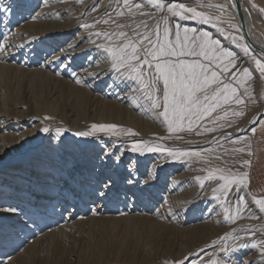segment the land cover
I'll use <instances>...</instances> for the list:
<instances>
[{"label": "rangeland", "instance_id": "obj_1", "mask_svg": "<svg viewBox=\"0 0 264 264\" xmlns=\"http://www.w3.org/2000/svg\"><path fill=\"white\" fill-rule=\"evenodd\" d=\"M69 1L0 0V13L5 11L8 16H25L32 23L41 20L47 24L42 26V34H35L36 31L32 30L23 40L18 36L13 44L21 45L25 52L18 56L11 55L19 62L15 69L2 67L0 70V251L6 250L0 253V258H13L12 252L22 249L29 240L28 235L21 243L8 244L10 240H15V236L23 234L11 228L14 225L22 227L30 218L33 227L31 233L39 235L47 232L46 236L40 243L34 244L31 253L23 254L11 264H179L181 261L183 264H264L261 251L252 247L251 243V246L244 244L246 238H242L250 234L249 230L253 228L256 235H261L256 238L260 239L259 242L254 244L264 245V226L261 225L264 223V213L257 212L255 215L259 219L253 220L236 217L238 195L232 198L233 194L230 193L226 198L222 196L217 199L222 193L214 189L219 188L223 181L213 179L206 188L207 194L213 195L202 199L206 185L202 187V178L197 179L204 175L202 180H206L208 172L216 176L228 175L229 170L233 176H241L249 169L250 193L254 197H264V118H261L264 117V73L256 68L252 57L260 58L248 48L242 33H239L237 20L229 12L234 13L231 6L225 0L171 1L197 6V11L210 17L209 22H204L201 19L181 20L173 17L171 13H163L154 5L147 4V0L143 3L142 0H130L129 3L141 4L131 13L125 10L122 0H90V4H86H92L91 8L94 7L96 11L104 7L105 10L112 6L118 8L110 9L104 15L111 11L118 15L121 9L124 10L125 16L118 15V22H115V25L123 27H117L115 33L125 31L129 37H133L132 29L151 31L163 17L170 25L179 24L182 29H189L190 35L192 30L208 33L213 40L220 41L221 47L234 53L237 67L227 76L236 74L232 82H240L239 94L245 103L236 105L234 101L230 102L213 112L211 117L200 121L199 126L194 125L192 131L185 130L193 138L202 135L209 140L214 131L206 129H220L218 132L222 137L219 148L222 150L238 147L239 142L246 139L249 147L245 159L250 163L244 164L242 169L236 166V160L224 163L213 155H201L200 151L204 150H208L207 153L215 152L218 145L191 149L183 144L184 147L181 146V143L180 146L175 143L176 148L167 142V123L158 116L162 108H153V102L147 98L146 90L139 82L125 75L123 70L117 71L113 67L112 58L105 51L106 39L97 36L95 30L89 31L83 27L82 21L76 23L73 31L65 32L63 24H71L75 17L70 15L76 13ZM250 1L244 0L248 8ZM160 2L167 9L169 4L162 0ZM253 4L256 17L252 22L251 34L258 37L264 31V11L263 14L261 12L264 0H254ZM27 5L30 9H23ZM209 6H217L218 9ZM60 13L62 21L54 18ZM65 15L70 16V20L67 17L66 21L63 20ZM45 16L48 19L44 20ZM145 22L147 28L143 26ZM218 29H223V32ZM0 30V37L4 32L12 36L20 31L12 24H3L1 18ZM232 36L236 37L235 42ZM111 40L116 44L125 42L124 38H117L116 35H112ZM52 56L54 71H50L45 61L46 58L50 61ZM27 60L34 62V65L26 72L21 71L19 64ZM245 68L251 73L250 76L243 75ZM61 69L62 78L66 80L63 83L53 76ZM225 82L229 81L225 78ZM77 98L83 101L81 111L77 107ZM111 104L118 106L120 111L115 118L107 114V107ZM225 111L228 112L227 116H224ZM217 116L223 119H215ZM257 120V123H253ZM93 124H118L115 129L118 134L97 131L95 136L75 135L91 130ZM45 127L49 128V132L42 131ZM56 128L65 131L58 136ZM134 131L136 135L129 134ZM14 136L25 139L22 138L16 145L10 144L8 141L13 140ZM134 145L142 150L133 151ZM149 147H159L161 150L148 151ZM162 176L167 179L162 180ZM109 179L112 182V195L107 199L97 197L95 193ZM234 188L237 187L233 186L231 192L240 193L238 188ZM51 195L54 198H48ZM239 196L245 198L241 193ZM64 200L67 201L63 205ZM50 205L54 207L52 215L55 217L49 221L51 215L47 210ZM11 207H18L20 211L7 212L6 209ZM217 214L224 215L226 223L210 228L205 222ZM160 219L165 226L159 225ZM39 221H42L40 225ZM250 222L252 226L248 227ZM225 236L229 238L225 239ZM231 237L238 240L234 241ZM221 248L227 249V252L221 251Z\"/></svg>", "mask_w": 264, "mask_h": 264}, {"label": "snow or ice", "instance_id": "obj_2", "mask_svg": "<svg viewBox=\"0 0 264 264\" xmlns=\"http://www.w3.org/2000/svg\"><path fill=\"white\" fill-rule=\"evenodd\" d=\"M148 4L154 5L156 8L171 13L173 17L184 19H201L204 22H209L210 17L201 11H197L195 7L186 8L184 3H169L167 9L160 2V0H147ZM124 8L129 13L133 8L139 9L141 4L129 3V0H123ZM264 11V9H262ZM119 15H124L121 10ZM143 14V13H141ZM97 21L96 23H100ZM115 22V21H113ZM104 24H108L109 20H104ZM145 28L148 27L146 23L143 24ZM83 27L88 28L90 25L84 24ZM122 28V25H117ZM223 32V29H218ZM133 37H129L125 31L118 33H99L97 36L103 35L106 40H111L112 35L117 38H124L125 42L120 44H109L105 51L111 56L113 67L117 71L123 70L125 75L139 84L146 90L145 94L149 100L153 102V107L161 109L158 116L163 117L167 123L170 132L184 131L185 124L187 130L192 131L193 126H199V122L212 116L213 112L222 108L224 105L233 102L236 105L245 103L242 95L239 94V81L235 84L236 74L227 76L228 73L236 68L235 55L232 51L226 50L220 45L219 40H213L208 33H197L192 30L191 35L189 29L183 28L179 24L170 25L168 20L161 18L151 31L138 32L132 29ZM183 31V35H181ZM233 42L236 37L232 36ZM242 39V38H241ZM104 47V45H100ZM245 51L248 49L245 47ZM256 67L261 73H264V63L256 57ZM67 67V65H65ZM245 77L250 76L248 69H243ZM225 78L229 82H225ZM239 115L240 113H233ZM228 112H224L227 116ZM264 118V117H261ZM47 119V118H46ZM215 119H223L217 116ZM259 119V118H258ZM254 121L253 123H257ZM116 125H97L93 124L91 130L81 131L75 133L77 136L87 137L94 135L97 131L111 132L114 135ZM207 131H215V128L206 129ZM43 132H49V128L42 129ZM64 129H56L57 135H62ZM136 135V133H129ZM179 138V137H178ZM138 145H134L133 151H141ZM148 151H160L159 147H149ZM244 149H235L234 151L242 152ZM171 155L175 153L170 152ZM198 154V153H197ZM188 155V153H183ZM249 164V161H244ZM197 179H201L197 177ZM207 180L219 179L223 181L219 188L214 189L216 192L224 194L231 193L233 186L242 190L247 179V173L241 176H233L231 170L228 175H219L218 177L213 172H208ZM204 180L201 179L203 186ZM99 198L107 199L112 195V182L109 179L103 183L99 190L95 193ZM221 197H217L219 199ZM254 206H258V211L264 212V198H252ZM235 216L243 218L244 211L248 208V202L244 197L238 196L235 202ZM6 211L17 213L20 211L18 207H11ZM231 218V217H230ZM250 219H259L256 215H249ZM250 234L255 236L254 231ZM225 236V239H228ZM235 240V237H231ZM247 246V245H243ZM253 247H258L261 254H264V245L253 244ZM227 249L221 248V251ZM3 264V261H0ZM183 264V261L179 262Z\"/></svg>", "mask_w": 264, "mask_h": 264}, {"label": "bare ground", "instance_id": "obj_3", "mask_svg": "<svg viewBox=\"0 0 264 264\" xmlns=\"http://www.w3.org/2000/svg\"><path fill=\"white\" fill-rule=\"evenodd\" d=\"M89 1L90 0H77V1H69V5H71V6H73V7H75L74 8V10L76 11V13L73 15H70V16H73V17H75L74 18V20H72V23L71 24H66V23H64L63 24V26H64V29H65V32H69V31H73L76 27H77V22H80V21H82V24H88V25H90V27H88V30L89 31H93V30H95L96 32H99V33H115L116 31H117V25H115V22H118L117 21V17H118V15L116 14V12L115 11H113V13H112V11L111 12H109V14H107V15H104L108 10H112V9H114L113 8V6L112 7H110V5H109V9L108 10H105L104 8L103 9H101V10H98V11H96V10H94L93 8L94 7H92L91 8V5H87L86 6V4H88L89 3ZM96 1V0H95ZM100 1V0H99ZM123 1V0H122ZM130 1V0H129ZM132 2H136L135 0L133 1V0H131ZM130 1V2H131ZM143 1L144 0H142L141 1V3H143ZM146 1V0H145ZM162 1H164L165 3H167V4H169V3H171V1L172 0H162ZM167 1V2H166ZM226 1V3L229 5V6H231V8L233 9V3L230 1V0H225ZM241 2H242V5L244 6L243 7V9H244V14H245V17H246V20H247V22H248V31H249V34H250V36H251V38L253 39V41L257 44V45H259V46H261V47H263L264 48V31H261V33H259L260 35L257 37H255L253 34H251L252 33V31H251V29L253 28V20H254V17H256V8H255V5L253 4V2H254V0H251V1H253V2H249L248 3V5H249V7L250 8H248L245 4H244V0H240ZM247 1V0H246ZM263 1V0H262ZM121 2V1H120ZM123 3V2H122ZM146 3H147V1H146ZM145 3V4H146ZM90 4V3H89ZM95 4H96V2H95ZM133 4V3H132ZM148 4V3H147ZM247 4V3H246ZM49 5H51V4H49ZM94 5V4H93ZM113 5H115V4H113ZM185 5V7L186 8H190V7H192V3H188V4H184ZM146 6V5H145ZM101 7V6H100ZM119 7V6H118ZM209 7H212V8H217L218 9V7L217 6H209ZM258 7H259V5H258ZM30 9V7H29V5H27V7H24L23 9ZM66 8V7H65ZM102 8V7H101ZM116 8H117V6H116ZM196 9H198V7L196 6L195 7ZM96 9V8H95ZM100 9V8H99ZM107 9V8H106ZM118 9V8H117ZM117 9H114V10H117ZM105 10V11H104ZM122 10V9H121ZM126 10V9H125ZM13 11H15V10H13ZM124 11V10H123ZM234 11V10H233ZM7 12V11H6ZM63 12V11H62ZM61 12V13H62ZM145 12H148V11H145ZM163 12V11H162ZM231 14H232V16L234 17V19L236 18V14H235V12L233 13L232 11H229ZM258 12V11H257ZM262 12V14H263V11H261ZM59 13V12H58ZM61 13H60V16H58V17H54L55 19H57V20H59V21H62L60 18H61ZM64 13H65V10H64ZM119 13V12H118ZM126 13V12H125ZM164 13V12H163ZM259 13V12H258ZM166 14V13H165ZM44 14H42L41 16H43ZM70 16L69 17H67L66 15H65V17L63 18V20H65L66 21V17H67V19H69L70 18ZM125 16V15H124ZM159 16V15H158ZM167 16V15H166ZM263 16V15H262ZM152 17V16H151ZM0 18L2 19V22H3V24H12L13 26H16V27H18L19 28V34L18 35H16V34H14V35H12V36H8V34H9V32H7V33H3V35H2V37H0V46H1V49H0V70H1V68L2 67H7V68H9V69H11V68H14L16 65H18V63L19 62H17V60L14 58L15 56H18L21 52H25V50H23V48H22V46L21 45H17V44H13V41L16 39V38H18V36H19V39L21 38V40H23V38H25L26 36H29L30 34H31V31L32 30H35L36 32H35V34H42L43 32H44V30L42 31V26H44V25H47L46 24V22H41V20H38V21H33L34 23H32L27 17H25V16H19V15H16V16H8V15H6L5 14V11L4 12H1L0 13ZM45 18L46 19H48V17H44V20H45ZM53 18V19H54ZM264 18V17H263ZM51 19V18H50ZM109 20V23L108 24H104L103 23V21L104 20ZM70 20V19H69ZM132 20V19H131ZM236 20H237V18H236ZM43 21V20H42ZM97 21H101L100 23H96ZM113 21H115V22H113ZM136 21V20H135ZM256 21V20H255ZM261 21H263V20H261ZM69 22V21H68ZM49 24H50V22H48ZM56 23H59V22H53V24H56ZM146 23V22H145ZM257 23V22H256ZM237 26H238V31H239V33L241 32L242 33V35H243V32H242V29H241V27H240V25H239V22H238V20H237ZM254 24H255V22H254ZM57 25H59V24H57ZM119 25V24H118ZM259 26V25H258ZM257 26V27H258ZM131 27V26H130ZM154 27V26H153ZM216 27V26H215ZM214 27V28H215ZM263 28V27H262ZM135 29V28H134ZM152 29V28H151ZM16 31V30H15ZM142 31H144V30H142ZM33 32V31H32ZM64 32V31H63ZM0 34H1V30H0ZM90 34H92L93 35V33H90ZM33 35V34H32ZM31 35V36H32ZM94 37V36H93ZM101 37H104L103 35H101ZM132 37V36H131ZM134 37V36H133ZM227 37V36H226ZM36 38V37H35ZM114 39H115V37H113ZM18 39V40H19ZM30 39V38H29ZM32 39V38H31ZM81 39V38H80ZM243 39H244V36H243ZM17 40V41H18ZM33 40V39H32ZM104 41H106L107 42V44H106V47H108L109 46V44H113V45H115L116 43H114L112 40H104ZM25 42V41H24ZM227 42V41H226ZM27 43H29L28 41H27ZM245 43H246V40H245ZM247 44V43H246ZM34 45V44H33ZM39 45H40V43L39 44H37V45H35L36 46V48L35 49H37V47H39ZM231 46V45H230ZM248 46V45H247ZM31 47V46H30ZM69 48V47H68ZM92 48V47H91ZM96 48V47H95ZM249 48V47H248ZM250 49V48H249ZM101 50V49H100ZM251 50V49H250ZM252 51V50H251ZM37 52V51H36ZM253 52V51H252ZM26 53H27V51H26ZM255 53V52H254ZM61 54V53H60ZM11 55H15V56H12L11 57ZM50 55V54H49ZM100 55V54H99ZM102 55V54H101ZM104 55V54H103ZM255 55H257V56H259V58H260V60L262 61V62H264V56H262L260 53H255ZM46 56V55H45ZM104 56H106V55H104ZM45 58V57H44ZM47 59V58H46ZM45 59V61H46V65L47 66H50V71H54V68H52V63L54 62L53 61V59H54V57L52 56L51 57V60L50 61H47ZM53 61V62H52ZM23 62V61H22ZM20 63L19 65L21 66V71H28L33 65H34V62H32V63H30V61L29 60H27V61H24L23 63ZM71 62V61H70ZM10 63V64H9ZM50 64V65H49ZM45 65V66H46ZM19 66V67H20ZM44 66V65H43ZM17 67V66H16ZM257 68V67H256ZM15 69V68H14ZM18 69V68H17ZM258 69V68H257ZM13 70V69H12ZM19 70V69H18ZM13 72V71H12ZM56 72V71H55ZM62 72H63V70L61 69V70H59L58 72H56V74H53V76L55 77V79L57 80V81H60V82H65L66 80H64L65 78H62ZM86 72V71H85ZM45 73V72H44ZM83 74V73H82ZM86 74V73H85ZM43 75V74H42ZM49 75H50V73H49ZM107 76V75H106ZM50 77V76H49ZM52 77V76H51ZM85 77V76H84ZM91 77V76H90ZM52 79V78H51ZM88 80V79H87ZM79 81V80H78ZM87 82V81H86ZM79 83V82H78ZM73 84V83H72ZM74 85V84H73ZM79 85H80V83H79ZM77 86V85H76ZM74 88H75V86H73ZM81 87V86H80ZM55 88V87H54ZM79 88V87H78ZM143 88V87H142ZM61 91V90H60ZM19 92V91H18ZM54 93V92H53ZM56 94V93H55ZM108 94V93H107ZM35 95V94H34ZM80 97H81V95H79ZM117 97V96H116ZM142 97H143V95H142ZM141 97V98H142ZM114 98V97H113ZM148 98V97H147ZM107 99V98H106ZM144 99V98H143ZM77 100H78V109L81 111V109H82V106H83V101H82V99L81 98H77ZM147 100V99H146ZM27 101V100H26ZM140 101H141V99H140ZM139 101V102H140ZM145 102V101H144ZM143 102V103H144ZM148 102V101H147ZM151 102V101H150ZM149 103V102H148ZM22 104V103H21ZM133 104V103H132ZM145 105V104H144ZM143 105V106H144ZM150 105V104H149ZM148 105V106H149ZM140 106H142V105H140ZM153 106V105H152ZM107 107V106H106ZM137 108V107H136ZM154 108V107H153ZM119 110H118V106H116V105H114V104H111V105H109L108 107H107V114H109V117L111 116V117H113V118H115V117H117L118 115H119ZM136 112V111H135ZM68 113V112H67ZM157 114V113H156ZM153 115V114H152ZM141 116H142V114H141ZM32 118V117H31ZM120 118H122V117H120ZM150 118V117H149ZM47 119H48V117H47ZM161 119V118H160ZM33 120V119H32ZM36 120V119H35ZM42 120H44V119H42ZM41 120V121H42ZM122 120V119H121ZM39 121V120H38ZM142 121V120H141ZM29 122V121H28ZM32 122V121H31ZM45 122V121H44ZM82 122V121H81ZM80 122V123H81ZM24 123V122H23ZM109 123V122H108ZM121 122H119V124H120ZM101 124V123H100ZM89 125V124H88ZM97 125H99V124H97ZM107 125V124H106ZM115 125V124H114ZM122 125V124H121ZM187 125V124H186ZM64 126V125H63ZM69 126V125H68ZM85 126H86V124H85ZM117 126H119L118 124H117ZM59 127H61V126H59ZM185 128H187L186 126H184ZM37 128V127H36ZM74 128V127H73ZM124 128V127H123ZM129 128V127H128ZM57 129V128H56ZM79 129V128H78ZM144 129V128H143ZM121 130V129H120ZM138 130V129H137ZM220 130V129H219ZM219 130H217L216 129V131H214L213 132V134L211 135V137L209 138V140H207V138H205V137H203L202 135L201 136H198L197 138H193V135L191 136V134H190V132L189 131H187V130H185V131H175V132H170L169 131V134L165 137V139H166V141L167 142H169V143H171V144H175V143H177L179 146H180V143H181V146H183V145H186V147H189V148H193V147H197V148H210L209 146H211V145H218V148L219 147H221L220 145V143H221V140H220V137H222V135H220V132H218ZM224 130V129H223ZM227 130H229V129H227ZM54 131V130H53ZM101 132V131H100ZM133 132V131H132ZM135 132V131H134ZM226 132V131H225ZM224 132V133H225ZM228 132V131H227ZM230 132H232V131H230ZM236 132V131H235ZM53 133H55V132H53ZM104 133H106V132H104ZM107 133H109V132H107ZM106 133V134H107ZM136 133V132H135ZM233 133V132H232ZM48 134V133H47ZM113 134V133H112ZM44 135V134H43ZM110 134H108V136H109ZM121 135V134H120ZM32 136H34V135H31V137ZM94 136H95V134H94ZM106 136V135H105ZM110 136H112V135H110ZM114 136V135H113ZM227 136V135H226ZM225 136V137H226ZM30 137V138H31ZM126 137V136H125ZM131 137V136H130ZM133 137V136H132ZM179 137V138H178ZM22 138H24V137H21V136H14V139L13 140H9L8 142L11 144V143H14V145H16V144H19L20 143V141H21V139ZM25 139V138H24ZM115 139V138H114ZM119 139H120V136H119ZM224 139V138H223ZM23 140V139H22ZM117 140H118V138H117ZM129 140H130V138H129ZM120 141V140H119ZM157 141V140H156ZM253 142V141H252ZM183 144V145H182ZM220 144V145H219ZM175 146V145H174ZM178 146V147H179ZM224 146H226V145H224ZM165 147V146H164ZM176 147V146H175ZM184 147V146H183ZM185 147V148H186ZM214 148H215V146H213ZM248 147H249V144H248V142H247V140L246 139H243L242 141H240L239 142V144H238V147H235V148H233V149H227L226 148V150H222V149H218L217 147H216V151L214 152L213 151V153H211V151H209L208 153H207V151L208 150H204V151H200V153H201V155L203 154V155H213V157L215 158V159H217V160H221V161H223L224 163H229L230 161H233V160H236V166H238V168L240 169H242L243 167H244V161H246V159H245V155H246V153H247V149H248ZM27 148V147H26ZM171 148V147H170ZM177 148V147H176ZM182 148V147H181ZM240 149V148H245V150H243L242 152H240V151H234L235 149ZM213 149V148H212ZM187 150V149H186ZM185 150V151H186ZM189 150V149H188ZM210 150V149H209ZM30 151V150H29ZM187 152V151H186ZM189 152H190V150H189ZM193 152V151H192ZM180 153V152H179ZM207 153V154H206ZM190 153H188V155H189ZM158 155V154H157ZM161 155V154H160ZM197 155H200V154H197ZM168 156V155H167ZM166 156V157H167ZM162 157V156H161ZM212 157V158H213ZM184 158V157H183ZM210 158V157H209ZM253 158V157H252ZM171 159V158H170ZM193 159V158H192ZM257 159V158H256ZM214 160V159H213ZM254 160V159H253ZM220 161V162H221ZM177 162V161H176ZM200 162V161H199ZM219 163V162H218ZM232 163V162H231ZM230 163V164H231ZM194 164V163H193ZM193 164H191V167H193L192 165ZM195 164H197V163H195ZM194 164V165H195ZM210 164V163H209ZM178 165V164H177ZM184 165H185V163H184ZM198 165H200V163H198ZM223 165V164H222ZM189 166H190V164H189ZM197 166V165H196ZM189 168V167H188ZM196 168V167H195ZM202 168V167H201ZM200 168V169H201ZM245 169V168H244ZM189 170V169H188ZM191 170V169H190ZM187 171V170H186ZM248 171H249V169L247 170V174H248ZM191 172V171H190ZM240 172V171H239ZM242 173V172H241ZM240 173V174H241ZM244 173V172H243ZM202 174H204V173H202ZM188 175V174H187ZM186 175V176H187ZM200 178H204V175L203 176H199ZM218 177V176H217ZM162 178V180H166L167 178L166 177H161ZM183 178V177H182ZM249 176L247 175V179L245 180V184H244V187H243V189L242 190H240V193L243 195V196H245V198H246V200H247V202H248V208L244 211V213H243V219H249V215H255V214H257V212H260V211H258V206H254L253 205V203H252V198L254 197L251 193H250V191H249V184H250V181H249ZM188 179V178H187ZM178 180V179H177ZM200 180V179H199ZM190 181V180H189ZM174 182V181H173ZM196 182V181H195ZM216 182V181H215ZM131 183V182H130ZM209 183H211L209 180H204V184H203V186L204 185H206V187H205V191L202 193L203 194V198L202 199H208V198H210L212 195H213V193L209 196L208 194H207V191H206V188L209 186ZM217 183V182H216ZM191 184V183H190ZM132 185V184H131ZM201 185V184H200ZM192 186V185H191ZM202 186V185H201ZM202 186V187H203ZM212 186V185H211ZM199 187V186H198ZM200 188V187H199ZM210 188V187H209ZM209 188H208V190H209ZM204 189V188H203ZM213 189H214V186H213ZM235 189V188H234ZM237 189V188H236ZM235 189V190H236ZM239 190V189H238ZM187 191V190H186ZM189 191V190H188ZM187 191V192H188ZM194 191V190H193ZM233 191V190H232ZM237 192V191H236ZM48 194L50 193V192H47ZM179 193V192H178ZM232 194H233V196L231 195V197L232 198H234L235 196H239V194L240 193H234V192H231ZM39 194V193H38ZM192 195H193V193H191ZM230 194V193H229ZM229 194H227V195H229ZM218 195H220V193L218 194ZM222 196H224V195H222L221 194V198H222ZM51 197H53L52 195L51 196H48V198H51ZM80 197V196H79ZM188 197H190V195L188 196ZM54 198V197H53ZM185 199H186V197H184ZM191 198V197H190ZM224 198V197H223ZM232 198H230V199H232ZM256 198H260V197H256ZM262 198H264V197H262ZM37 200H38V198H36ZM56 199H58V198H56ZM88 199V198H87ZM167 199V198H166ZM201 200V199H200ZM237 200V199H236ZM56 201V200H55ZM66 201L67 200H64L63 202H62V204L64 205V204H66ZM176 201H178V200H176ZM180 201V200H179ZM178 201V202H179ZM184 201V200H183ZM213 201V200H212ZM181 202V201H180ZM188 202H189V200H188ZM215 202V201H214ZM45 203V202H44ZM50 203H52V201L50 202ZM166 203V202H165ZM177 203V202H176ZM172 204V203H171ZM173 204H175V203H173ZM172 204V205H173ZM69 205H70V203H69ZM176 205V204H175ZM177 205H178V203H177ZM222 207V206H221ZM186 208V207H185ZM223 208H224V206H223ZM227 208V207H226ZM53 209H54V207H52L51 205L49 206V208H48V213H49V215H51V217L49 218V221L50 220H52L54 217H53V215H52V211H53ZM168 209V208H167ZM170 210V209H169ZM171 211V210H170ZM8 212V211H7ZM93 212H94V210H93ZM261 213H264V212H260V214ZM71 215V214H70ZM96 215V214H95ZM218 216H215V217H211V218H207V221L205 222V224H207L210 228L211 227H217V226H219V225H222L223 223H226V219H225V216L224 215H219V214H217ZM160 216V215H159ZM164 216V215H163ZM156 217V216H155ZM166 217V216H165ZM263 217V216H262ZM159 218H162V217H159ZM157 219V218H156ZM157 220H159V219H157ZM163 220H164V218H163ZM163 220L161 221V219H160V222H159V225H164L165 226V224L163 223ZM175 220V219H174ZM244 220V221H245ZM253 220V219H252ZM177 221V220H176ZM197 221V220H196ZM249 221H251V220H249ZM31 222H32V220L30 219V218H28L27 219V222H25V225H23L22 227H19V225L18 226H16V225H14L11 229H12V231H17L16 233H23L22 235H19V236H15L14 238H15V240L13 241V239L12 240H10L11 242H8V244L9 245H11V244H13V245H15V244H18V243H21V242H23V240L24 239H26V237L29 235V240L28 241H26V243L23 245V247H22V249H20V250H16V251H14V252H12L13 253V255H14V257L13 258H0V261H3V264H11L10 262L11 261H17L18 260V258L20 257V256H22L23 254H28V253H31L32 251H33V249H34V244H36V243H40V241H42V239L46 236V233L47 232H41L39 235H37V234H32L31 232L33 231V227H32V225H31ZM40 223H39V225L42 223V221H39ZM166 223V222H165ZM0 224H1V217H0ZM22 224H24V221H23V223ZM171 224V223H170ZM241 224V223H240ZM233 225H235V224H233ZM242 225V224H241ZM261 225H263L264 226V223L262 222V224ZM245 227H246V225H244ZM248 227H250V226H252V224H251V222H250V225H247ZM258 226V225H257ZM39 227V226H38ZM238 227V226H237ZM239 227H241V226H239ZM242 228V227H241ZM263 228V227H262ZM37 229H39V228H37ZM245 229V228H244ZM249 229V228H248ZM264 229V228H263ZM241 230V229H240ZM250 230H252L253 231V228L251 229L250 228ZM258 230V229H257ZM215 231H217V229L215 230ZM214 231V232H215ZM212 232V231H211ZM246 232V231H245ZM258 232H259V230H258ZM3 233V232H2ZM211 234V233H210ZM209 234V235H210ZM244 234V233H243ZM13 235V234H12ZM34 235V236H33ZM233 235V234H232ZM263 235V234H262ZM214 236V235H213ZM235 236V235H234ZM243 236V235H242ZM261 235L259 234H257V235H255V236H253V235H250L249 233H247V235H245L244 237H242V238H246L245 239V243L244 244H249L250 245V243L251 244H254V243H256V242H259V240L260 239H257L256 240V238H259ZM16 237H18V238H16ZM236 237H237V235H236ZM240 237V236H239ZM238 238V237H237ZM236 238V239H237ZM35 239V240H34ZM238 240V239H237ZM244 240V239H243ZM229 241V240H228ZM235 241V240H234ZM242 241V240H241ZM240 241V242H241ZM237 242V241H236ZM239 242V241H238ZM244 242V241H243ZM6 244H7V242H6ZM224 244H226V243H224ZM259 244V243H258ZM216 245H217V242H216ZM232 245H233V242H232ZM251 246V245H250ZM211 247V246H210ZM244 247V246H243ZM253 247V246H252ZM251 248V247H250ZM258 248V247H257ZM205 249H207V248H205ZM215 249V248H214ZM23 250V252L20 254V253H17V252H19V251H22ZM231 250V249H230ZM229 251V250H228ZM258 251L260 252V249L258 248ZM2 252V254L4 253V252H6V250L5 251H0V253ZM227 252V251H226ZM211 253V252H210ZM209 253V254H210ZM229 253V252H228ZM256 253V252H255ZM231 254V253H230ZM259 254V253H258ZM264 255V254H263ZM263 258V257H262ZM3 259H5V260H3ZM259 259V258H258ZM261 259V258H260ZM264 259V258H263ZM254 260V259H253ZM144 261V260H143ZM156 261V260H155ZM245 262V261H244ZM259 262V261H258ZM257 262V263H258ZM261 262H263V261H261ZM255 264V263H254ZM260 264V263H259Z\"/></svg>", "mask_w": 264, "mask_h": 264}, {"label": "water", "instance_id": "obj_4", "mask_svg": "<svg viewBox=\"0 0 264 264\" xmlns=\"http://www.w3.org/2000/svg\"><path fill=\"white\" fill-rule=\"evenodd\" d=\"M233 4V10L236 14V18L239 22V25L242 29L244 39L246 40V43L248 47L255 53H260L262 56H264V48L257 45L253 39L251 38L249 31H248V22L246 20L244 9L242 2L240 0H230Z\"/></svg>", "mask_w": 264, "mask_h": 264}, {"label": "crops", "instance_id": "obj_5", "mask_svg": "<svg viewBox=\"0 0 264 264\" xmlns=\"http://www.w3.org/2000/svg\"><path fill=\"white\" fill-rule=\"evenodd\" d=\"M255 178V177H254ZM253 181L255 182V179H253Z\"/></svg>", "mask_w": 264, "mask_h": 264}]
</instances>
